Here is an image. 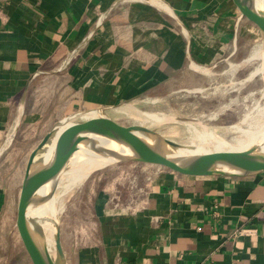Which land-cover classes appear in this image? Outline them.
Segmentation results:
<instances>
[{
	"label": "crops",
	"instance_id": "crops-1",
	"mask_svg": "<svg viewBox=\"0 0 264 264\" xmlns=\"http://www.w3.org/2000/svg\"><path fill=\"white\" fill-rule=\"evenodd\" d=\"M148 2L180 20L187 44ZM243 20L231 0H0V148L19 117L0 157L29 151L71 112L154 99L188 69L187 55L206 67L234 54ZM149 168L126 167L98 188L95 243L75 249L73 264H264V172L188 177ZM141 171L139 204L101 206L108 192L117 197L122 174ZM7 195L0 185V213Z\"/></svg>",
	"mask_w": 264,
	"mask_h": 264
},
{
	"label": "rangeland",
	"instance_id": "rangeland-1",
	"mask_svg": "<svg viewBox=\"0 0 264 264\" xmlns=\"http://www.w3.org/2000/svg\"><path fill=\"white\" fill-rule=\"evenodd\" d=\"M241 33L244 35L238 41L236 52L228 55L226 50L227 53L224 52L213 64L204 67L209 68L208 71L184 69L171 84L162 87L154 99L141 98L117 105L107 109V114L122 125L142 121L141 124L178 142L193 140L194 133L203 130L214 137L230 141L239 134L235 126L249 129L259 120V112L264 108V66L261 59H248L253 49L260 47L261 39L255 26L246 19L243 20ZM150 114L166 119L162 122L145 120ZM27 153L28 150L24 148H15L0 157V185L6 188L8 194L3 212L0 213V264H30L14 227L19 177ZM130 166L135 170L154 167L134 162L114 163L101 168L103 170L90 171L64 192L62 183L56 188L59 240L68 264H73L75 249L95 243L98 205L101 204L98 188L112 174ZM100 170L105 171L102 172L105 177L97 182ZM146 185L142 171L136 177L122 174L115 188L117 197H111L108 192L110 197L101 206L105 210L134 207L139 204ZM45 218L50 219L47 214ZM50 253L54 257L53 246Z\"/></svg>",
	"mask_w": 264,
	"mask_h": 264
},
{
	"label": "water",
	"instance_id": "water-1",
	"mask_svg": "<svg viewBox=\"0 0 264 264\" xmlns=\"http://www.w3.org/2000/svg\"><path fill=\"white\" fill-rule=\"evenodd\" d=\"M231 1L238 10L239 18L255 26L264 48V3L261 5L260 0ZM148 4L176 21L187 44L188 35L180 20L165 7L151 2ZM103 16L99 17L97 25ZM187 67L198 72L209 70L193 65L188 55ZM106 111V108L92 107L61 117L52 123L27 153L17 195L14 227L30 264H66L59 240L57 213L51 212L54 203H49L54 197L59 173L68 168L67 161L74 153L84 150L89 155L106 158L107 164L100 169L114 163L134 162L188 177H244L264 172V122L258 128L255 140L243 147L188 153L178 151L190 150L194 145L170 139L141 123L119 124ZM177 119L186 120L184 117ZM18 120L19 117L6 136L0 153L10 145ZM38 204H43L42 210L35 217L28 215L29 209ZM46 213L53 220L54 257L41 249L35 236L40 219Z\"/></svg>",
	"mask_w": 264,
	"mask_h": 264
},
{
	"label": "bare ground",
	"instance_id": "bare-ground-1",
	"mask_svg": "<svg viewBox=\"0 0 264 264\" xmlns=\"http://www.w3.org/2000/svg\"><path fill=\"white\" fill-rule=\"evenodd\" d=\"M259 2L264 3V0H260ZM261 44V43H260ZM259 44V45H260ZM258 46V45H256ZM254 46V47H256ZM253 47V48H254ZM257 48V47H256ZM254 48L251 54L249 55L248 59L250 58H256V59H261L262 64L264 66V48L260 45L259 48ZM247 59V60H248ZM246 60V61H247ZM262 66V67H263ZM264 71V70H263ZM260 118L255 124H251L252 127H248L249 129H242L239 126H235V128L238 130L239 134L236 137H233L230 141H225L221 138L214 137L212 134L208 133L206 130H203V132H196L194 133V139L188 141L187 143H190L194 145V148L190 150H183V151H178V152H201V151H224V150H232V149H237L240 147H243L247 145L248 143L252 142L255 140L257 133H258V128L263 124L264 122V108L260 110ZM259 117V116H258ZM154 120L155 122H162L166 118L165 117H158L155 114H150L147 115L145 120ZM255 119V118H254ZM254 119H252L254 121ZM244 121V120H243ZM135 123V122H133ZM138 123V121H137ZM142 123V121H141ZM159 124V123H157ZM155 124V125H157ZM250 125V124H249ZM195 132V131H194ZM68 168L62 169V171L59 173L57 182H56V188L59 187L60 183H62V191L64 192L68 186L71 184L83 179L90 171L93 169L99 168L105 164H107V159L104 157L100 156H94V155H89L87 152L82 150L81 152L74 153L72 155V158H70L68 161ZM77 184V183H76ZM55 188V190H56ZM61 191V192H62ZM62 199V198H61ZM59 200V199H58ZM57 197L54 193V197L52 198V201L49 204L52 205V213H58V208L56 206ZM47 204V205H49ZM60 206V205H59ZM43 204L41 205H34L32 206L29 211L28 215H31L35 217V214L40 212L42 210ZM60 208V207H59ZM62 211V209H61ZM50 213V212H49ZM49 213H46L49 215L50 219L46 220L44 217L40 219L39 226L36 229V238L37 241L40 244L41 249L46 251L48 254L51 251V247L53 245V220L52 217L50 216ZM36 219V218H34ZM51 255V253H50Z\"/></svg>",
	"mask_w": 264,
	"mask_h": 264
},
{
	"label": "built area",
	"instance_id": "built-area-1",
	"mask_svg": "<svg viewBox=\"0 0 264 264\" xmlns=\"http://www.w3.org/2000/svg\"><path fill=\"white\" fill-rule=\"evenodd\" d=\"M238 232H240V233H250L251 230L250 229H242V230H239Z\"/></svg>",
	"mask_w": 264,
	"mask_h": 264
}]
</instances>
